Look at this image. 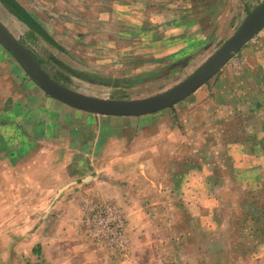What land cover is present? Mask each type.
<instances>
[{
	"label": "crops",
	"instance_id": "crops-1",
	"mask_svg": "<svg viewBox=\"0 0 264 264\" xmlns=\"http://www.w3.org/2000/svg\"><path fill=\"white\" fill-rule=\"evenodd\" d=\"M14 1L51 38L63 42L68 38L72 44L91 49L89 53L94 54L115 48V55L109 52L101 56L104 64L129 63V71L135 68L136 74L158 69L163 60L161 67L184 63L195 52L210 47L212 33L228 31L226 17L242 16L243 6H251L253 2ZM0 6L4 14L26 25L2 0ZM231 22L232 19L229 25ZM257 34H264V30ZM201 39L203 42L198 44ZM250 42L245 45L250 46ZM240 55L235 54L214 77L184 100L159 111L169 110L171 118L176 113L178 117L186 114L185 127L176 125L170 132H163L159 122L151 117L158 112L142 116L96 115L52 97L0 44V264H24V255H39L33 251V246L39 243L38 210L31 211L25 219L23 210L68 205L71 200L59 201L68 193L65 190L82 192L83 185H88L95 191L92 195L99 198L95 186L101 181L97 171L101 167L99 160H108L109 166L116 167L142 154V144L144 148L154 144L169 169L186 158V166L182 163L186 171L178 174L190 175L192 180L200 176L204 188L206 183L210 184L208 190L213 186V190L226 193L227 179L235 177L236 182H241L243 196L252 192L254 181L264 182V59ZM250 60L255 66L247 64ZM129 99L139 97L126 100ZM155 128L156 135L151 137L150 131ZM165 143L171 151L164 149ZM75 177H78L74 180L78 181L76 184H70L73 181L64 185L65 178ZM54 191L61 192L62 196L56 195L57 200L53 199ZM256 194L257 198L253 196L251 202L242 206L264 207L262 189L252 193ZM212 199L210 196L209 203Z\"/></svg>",
	"mask_w": 264,
	"mask_h": 264
},
{
	"label": "rangeland",
	"instance_id": "rangeland-1",
	"mask_svg": "<svg viewBox=\"0 0 264 264\" xmlns=\"http://www.w3.org/2000/svg\"><path fill=\"white\" fill-rule=\"evenodd\" d=\"M263 1L253 0L251 6L245 4L242 16H227L228 31L212 33L211 46L195 52L184 63L161 67L163 60L157 65L158 69L140 74L134 73L135 68L129 71V63L104 64L101 56L109 52L115 55V48L89 53L91 49L79 48L68 38L64 42L55 40L44 31L42 34L36 28L13 20L2 8L0 22L28 48L55 81L101 98H144L188 77L234 33L247 9ZM231 19L233 22L229 25ZM101 35L107 41L105 34ZM252 39L250 46H243L241 53H237L264 59V34ZM202 42L201 39L198 44ZM247 64L255 66L251 60ZM185 115L178 117L176 113L171 118L166 110L151 117L159 122L163 132H170L176 125L186 126ZM155 132L156 128L151 129L150 136H155ZM163 147L171 151L170 145L165 143ZM121 156L120 153L118 159ZM99 163L101 167L97 171L101 181L95 184L99 198L92 195L95 191L88 185H83L82 192L66 189L65 197L54 191L53 199L60 194L59 201L71 200L68 205L23 210L24 219L37 210L39 219V243L33 246V251H39V255H24V264H78L83 261L91 264H264V207L242 206L259 196L252 195L256 190L262 189L264 199L262 179L251 184L252 192L248 195L242 196L241 182H236L235 177L227 179L226 193L213 190V186L208 190L210 184L206 183L204 188L200 176L192 180L190 175L178 174L186 171V158L169 169L168 162L152 143L145 148L142 144V154L116 167L109 166L110 162L103 158ZM76 179L78 177L65 178L64 185ZM191 187H194L192 192ZM210 196L213 199L209 203Z\"/></svg>",
	"mask_w": 264,
	"mask_h": 264
},
{
	"label": "water",
	"instance_id": "water-1",
	"mask_svg": "<svg viewBox=\"0 0 264 264\" xmlns=\"http://www.w3.org/2000/svg\"><path fill=\"white\" fill-rule=\"evenodd\" d=\"M264 28V1L256 5L228 37L188 77L167 90L139 99H109L87 95L52 79L34 56L0 23L2 44L30 77L52 97L80 110L105 116H142L173 107L217 74L231 58Z\"/></svg>",
	"mask_w": 264,
	"mask_h": 264
},
{
	"label": "trees",
	"instance_id": "trees-1",
	"mask_svg": "<svg viewBox=\"0 0 264 264\" xmlns=\"http://www.w3.org/2000/svg\"><path fill=\"white\" fill-rule=\"evenodd\" d=\"M3 3L9 8V10L20 20H22L29 28L37 29L38 31H43L35 24L29 15H27L24 10L14 1V0H2ZM45 35V34H44ZM39 63V62H38ZM36 254L39 251H35Z\"/></svg>",
	"mask_w": 264,
	"mask_h": 264
}]
</instances>
